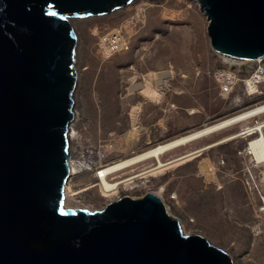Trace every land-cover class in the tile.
<instances>
[{
	"label": "rangeland",
	"instance_id": "1",
	"mask_svg": "<svg viewBox=\"0 0 264 264\" xmlns=\"http://www.w3.org/2000/svg\"><path fill=\"white\" fill-rule=\"evenodd\" d=\"M70 22L76 35V85L71 123L75 135L68 148L76 173L68 179L65 204L93 212L122 198L137 200L164 189L167 213L185 235L205 238L225 252L231 264H264L259 196L264 197V163L256 164L244 154L257 135L239 137L246 128L264 124V114L161 157L169 161L233 137L183 163L141 175L156 165L149 159L112 174L108 180L113 183L137 176L115 192L104 194L95 177L106 166L170 141L154 137L167 123L180 120L184 109L219 112L222 117L210 125L264 103V83L250 98L240 87L228 99L220 97L211 73L229 65L212 51L207 19L194 0H135L111 14ZM120 26L127 49L103 60L99 41ZM251 66L232 69L244 79ZM163 72H172V78L168 88L159 89L155 74ZM173 103L179 108L171 107Z\"/></svg>",
	"mask_w": 264,
	"mask_h": 264
},
{
	"label": "water",
	"instance_id": "2",
	"mask_svg": "<svg viewBox=\"0 0 264 264\" xmlns=\"http://www.w3.org/2000/svg\"><path fill=\"white\" fill-rule=\"evenodd\" d=\"M133 1L0 0V264H231L205 238L184 235L154 193L93 212L65 207L76 85L70 20ZM194 1L215 54L264 57V0Z\"/></svg>",
	"mask_w": 264,
	"mask_h": 264
},
{
	"label": "bare ground",
	"instance_id": "3",
	"mask_svg": "<svg viewBox=\"0 0 264 264\" xmlns=\"http://www.w3.org/2000/svg\"><path fill=\"white\" fill-rule=\"evenodd\" d=\"M224 60L234 62V60H230V59H226V58H224ZM171 76H172V72H163V73L155 74V78L157 80L156 83L158 84V86H162L163 81L167 78H170ZM144 93H145V91H144ZM137 113H138V111H137ZM137 113H135L136 117H137ZM261 114H264V103L257 105L256 107H253L249 110L237 113V114H235L231 117H228L226 119L215 122L213 124L206 125L200 129L196 130V131H193L191 133H188L186 135H183V136L178 137L176 139H173L171 141H168V142H165L162 144H157L156 146H154V147H152V148H150V149H148V150H146L140 154L134 155V156L127 158L125 160H122L120 162L106 166V167L98 170L95 173V177L99 181V186L101 188V191L104 194H109V193L115 192L118 190V188L120 186L131 182L135 177H137V176H133V177L121 180L119 182L113 183V182H110L108 180V178H109V176H111L114 173H117L119 171H122L126 168H129L133 165H136L138 163H141V162L149 160V159H154L156 162V165L152 169L145 171V173L141 174V175H146V174L153 172V171L162 170V169L167 168L169 166H173L176 164L183 163L184 161H187L188 159H191L194 156L196 157V155H194L195 153L190 152L188 154L176 157L172 160L165 161V162L161 160V157L169 151H172V150L177 149L179 147L185 146L191 142H194L196 140H200L204 137L210 136V135H212L216 132H219V131L227 128V127L237 125V124L242 123L246 120L257 117ZM136 117L134 118V121H136V119H137ZM263 128H264V124H257L254 127L246 128L244 130V133H246L249 136L254 135L255 133H259V132L262 136L260 138H256V139L252 140L249 143L250 154L253 155L252 156L253 161H255L258 164L264 163V137H263V131H262ZM73 134H74V132L70 128L69 139L72 138ZM230 139H233V137L226 139L224 141H220L219 143L228 141ZM219 143L215 144L214 146L219 145ZM210 148H212V147H209L207 149H210ZM198 155H200V154H198ZM69 167H70V176H71L74 173H76V171H75L76 168H75L73 160L70 161ZM162 192H163V190L160 189L156 195L160 197L162 195ZM68 193H69V186H68V183H66L65 190H64L65 198H67ZM65 207L70 208V209H77V208H71V207L67 206L66 204H65Z\"/></svg>",
	"mask_w": 264,
	"mask_h": 264
},
{
	"label": "built area",
	"instance_id": "4",
	"mask_svg": "<svg viewBox=\"0 0 264 264\" xmlns=\"http://www.w3.org/2000/svg\"><path fill=\"white\" fill-rule=\"evenodd\" d=\"M122 30H123V27L120 26L118 30L113 31L112 33H109L100 39L99 45H98V52L103 60L109 59L113 54L119 53L122 50L127 49L128 42L125 39V35ZM226 62L229 65L228 67L215 68L211 73V77L219 90L220 97H222L223 99H228L231 95L236 93L239 87L241 88L242 94L246 97L250 98L258 94L259 87L264 83V57L258 60H255L253 62H243V63L230 62V61H226ZM247 64L252 65L250 68V73L248 77L242 79L240 78V71L232 69V66L236 65L238 67H241ZM170 78H172V76ZM168 80L169 78L165 79L163 81L162 86H160L159 89H162L163 87L168 88L169 87ZM169 90L170 89H167V91ZM162 94L164 95L165 92ZM236 101L240 102V99H236ZM171 107H174V105H171ZM134 117L136 116L134 115L133 118ZM255 134L257 135L256 138L262 137L260 132L255 133ZM242 136H249V135H247L246 133L242 131L241 133H239V137H242ZM249 143H248V147L244 151V154L253 156L250 154ZM85 166L87 168L90 167L89 165L88 166L85 165ZM254 186L257 189V186L256 185ZM162 194H164V189H163ZM259 196L261 198V202L264 207V197L261 194H259ZM159 198L161 199V201H163L162 195ZM174 198H176V196L172 197V199Z\"/></svg>",
	"mask_w": 264,
	"mask_h": 264
},
{
	"label": "crops",
	"instance_id": "5",
	"mask_svg": "<svg viewBox=\"0 0 264 264\" xmlns=\"http://www.w3.org/2000/svg\"><path fill=\"white\" fill-rule=\"evenodd\" d=\"M172 105H174L175 108L178 107L175 103ZM184 110L186 111V114H184L180 120L173 123H167L165 129L159 131L158 135L154 137L156 141L165 139H170L171 141V139H176L181 137V135H186L204 127L207 123L213 121V119H216L217 117H222V115H218L219 112L217 111H204V113L201 114V111L196 108H187ZM162 111L166 113L165 110L162 109Z\"/></svg>",
	"mask_w": 264,
	"mask_h": 264
}]
</instances>
